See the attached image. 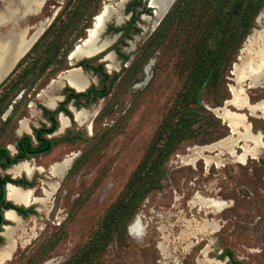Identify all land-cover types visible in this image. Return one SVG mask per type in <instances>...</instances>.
<instances>
[{
	"label": "rangeland",
	"instance_id": "rangeland-1",
	"mask_svg": "<svg viewBox=\"0 0 264 264\" xmlns=\"http://www.w3.org/2000/svg\"><path fill=\"white\" fill-rule=\"evenodd\" d=\"M135 1L0 0V76L7 78L0 84V148L10 153L26 134L18 132L19 122L26 120L29 132L42 126L41 107L69 94L58 76L75 67L67 53L85 38L94 16L104 4L115 10L111 16L119 13L118 22L110 18L93 40L109 41L108 54L81 67L90 87L107 94L71 101V116L62 114L69 127L58 128L49 152L0 170L19 178L29 174L12 173L15 166L38 169L34 215L5 226L15 228L16 240L5 264H264V69L251 68L264 59V3L245 35L230 37L237 15L227 24L220 35L225 54L196 104L194 67L220 39L208 40L216 9L203 13L204 0H182L157 19L167 0H140L127 12ZM132 18L127 33L112 31ZM48 24L54 27L46 44L13 69L16 46ZM100 65L105 80L95 71ZM234 65L238 73L232 75ZM249 72L259 76V86L246 77ZM230 98L224 115L209 110ZM71 108L83 112L78 121ZM73 156L62 176L50 172ZM135 219L144 233L134 237L129 226ZM1 237L0 249L6 245Z\"/></svg>",
	"mask_w": 264,
	"mask_h": 264
},
{
	"label": "trees",
	"instance_id": "trees-1",
	"mask_svg": "<svg viewBox=\"0 0 264 264\" xmlns=\"http://www.w3.org/2000/svg\"><path fill=\"white\" fill-rule=\"evenodd\" d=\"M182 0H175L171 8L168 10L166 16L171 12L172 8L176 6V4H179ZM204 6H202V11L203 13H207L209 9H212L213 7L216 9V14L213 17V22H212V30H211V36L208 38L210 41L211 39H215L220 37L218 40H213V47H208L207 51L204 52V57L201 58V60L196 64L195 68V75L197 78L194 79V83L191 86V99L194 103L199 104V94L201 92V87L203 84L207 82L211 74L214 72V70L217 68V62L220 60L225 54L223 50V44L221 42V36H224V32L226 31V26L232 19L234 15L238 16V22L239 24L236 26L235 31L233 34L230 35L232 37L237 33V36L240 37V35H245L253 26L254 20L256 15L259 13V9L261 8V5L264 3V0H204ZM140 0H136L135 2H132L129 4V6L126 8V11L128 12L130 10L131 6V12H134L136 7L140 6ZM241 5L246 6V9L244 10H239L241 8ZM188 3L184 4V6L181 9H184L185 7L187 8ZM144 10V9H143ZM239 10V12H238ZM165 16V17H166ZM164 17V18H165ZM136 18H132L131 21L129 22L128 26L126 27H115L112 29L114 32H119L121 30H126L127 31L131 28V26L134 24ZM54 24H51L49 28H47L44 33L40 36V38L36 41V43L32 46V48L28 51V53L22 57L18 62L22 61L24 58H26L28 55L31 53L35 52L38 47L42 44L45 43L46 37L48 34L51 32L53 29ZM241 30H244L242 33ZM62 31V28H59L58 30L56 29L55 32ZM222 33V34H221ZM46 44V43H45ZM48 45L50 42H47ZM47 45V46H48ZM68 51L67 54H69ZM35 56L38 58L40 57V53L35 54ZM128 59L127 56L124 57V62ZM47 61H50V58H46V61L43 62V69L47 65ZM18 63V64H19ZM89 61L88 60H82L76 64V67H82V68H87ZM17 64V65H18ZM95 71L100 73L103 76V80L107 79V74H105L103 67L100 65L97 68H95ZM117 78V75H114L111 78V83H113ZM7 79V78H6ZM5 79V80H6ZM4 80V81H5ZM3 81V83H4ZM69 92V94H64V100L60 102L55 110H50L47 108L41 107V111L44 117L48 118L51 122V127L46 128L42 127L41 129H36L33 128L32 132L35 135L36 141L40 143V145L34 146L32 145V141L28 135H24L17 144V149H18V154L14 156H10L9 152L3 148H0V167L2 168H7L9 166L18 164L21 161H24L26 159V152L27 153H41L45 151H49L54 144L53 140L47 139L44 135L52 132L53 130L56 129L57 127V121L55 119L56 115L59 113H63L66 116H71L70 112L67 110L66 106L71 102V100H75V102L79 98H83L86 101L91 99V100H96L99 97H103L107 94L106 90L103 91H98L94 89L93 87H90L86 93L83 94H78L75 93L72 89L65 87L63 89V92ZM227 100V99H226ZM225 100V101H226ZM8 120V118H7ZM226 137V136H225ZM25 148V149H24ZM8 181V183H12L16 186L18 183H27L25 180H16L10 178L9 175H5L4 177L0 176V183L3 184L4 182ZM3 191L1 190L0 187V199L2 197ZM0 200V204H1ZM4 207L8 209H16L19 212L22 213H27L30 210L24 209L23 207H18L13 205L10 202H6L4 204ZM0 221H3L0 217ZM3 242V239L0 237V244ZM223 255L227 256L230 260H232L231 253L228 251L223 252ZM233 261V260H232ZM233 264H241L240 262L233 261Z\"/></svg>",
	"mask_w": 264,
	"mask_h": 264
},
{
	"label": "bare ground",
	"instance_id": "bare-ground-1",
	"mask_svg": "<svg viewBox=\"0 0 264 264\" xmlns=\"http://www.w3.org/2000/svg\"><path fill=\"white\" fill-rule=\"evenodd\" d=\"M112 1V0H110ZM109 1V2H110ZM167 6H166V9L165 11L162 13V15H160L158 12H156V18L157 19H161L162 16L167 12V10L169 9V6L171 5V3L173 2V0H167ZM41 3V2H40ZM21 5V4H20ZM31 5V4H30ZM18 9V8H17ZM40 9V8H39ZM34 10V9H33ZM109 11V7L104 4L101 11L96 14L94 16V19L92 21V23L94 22V26H91L88 30H87V33L89 34V40H88V43H86V48H94V47H100L101 45H103L102 43H106V41H103V42H99V43H96L94 42V38L95 36H97L100 31L102 33V29L104 28L103 27V22L105 20V13ZM102 12V13H101ZM31 13V12H30ZM111 13V12H109ZM22 14V13H21ZM40 14V13H39ZM262 15L264 17V9H263V12H262ZM111 18L117 23L118 20H119V13L118 11L115 12V13H112V16ZM7 19V18H6ZM10 19V18H9ZM262 20V19H261ZM29 21V20H28ZM111 22V21H110ZM11 27V26H10ZM44 28V26L42 28H40L36 33H34V35L32 36L31 40L26 42L25 44H21L19 46H16L15 48V56L17 57H21V55L24 54V52L26 51V49L29 47V45L31 44V42L41 33L42 29ZM25 32V31H24ZM4 33V32H3ZM2 33V34H3ZM261 33V32H260ZM26 34V33H25ZM24 34V35H25ZM258 34V33H257ZM263 34V33H262ZM6 35V34H5ZM23 35V36H24ZM264 35V34H263ZM260 36V35H259ZM10 38V37H9ZM262 38V37H261ZM11 40V39H10ZM19 40V38H18ZM25 40V39H24ZM103 40V39H102ZM264 40V39H263ZM98 42V41H97ZM109 42V41H108ZM17 43V42H16ZM255 44V43H254ZM78 45V44H77ZM249 47V46H248ZM10 48V46H9ZM85 48V49H86ZM255 48V47H254ZM256 49V48H255ZM258 49V48H257ZM8 50V49H7ZM80 50V49H79ZM260 50V49H259ZM264 50V49H263ZM86 51V50H85ZM246 51V50H245ZM250 51V50H249ZM260 52V51H259ZM258 53V52H257ZM264 53V52H263ZM8 54V53H7ZM12 54V53H11ZM10 54V55H11ZM260 56V55H259ZM263 56V55H262ZM242 57V56H241ZM240 57V58H241ZM107 58V57H105ZM113 59V58H112ZM252 60V59H251ZM4 61V58L1 59V65H0V72L3 71L5 69V65L3 63ZM243 61V60H242ZM18 62L17 59L15 60L14 64H13V67L15 65V63ZM107 62V61H106ZM113 62V61H112ZM246 62V60H245ZM114 64V63H113ZM239 66V65H238ZM234 74H236L237 72V65H234ZM7 68V67H6ZM108 68H110L108 66ZM112 68V67H111ZM251 68L252 69H255V70H260L262 72V70L264 69V59L261 57L258 58V61L257 63L251 65ZM148 70V68H147ZM147 70L145 71V75H147ZM251 70V69H250ZM5 71V70H4ZM3 71V72H4ZM238 73V72H237ZM3 75V74H2ZM146 77V76H145ZM246 77L248 79H250L255 86H259V76H257L255 73L253 72H249ZM60 80V79H59ZM67 80H68V84L71 86L72 89H79L80 87H84V86H87L88 85V80L83 78L79 73H74L72 74V76H69L67 77ZM242 80V79H241ZM251 82V83H252ZM52 83H54L52 81ZM91 83V82H90ZM233 88V87H232ZM231 92L233 94V96L235 97L236 94L234 92L233 89H231ZM42 93V92H41ZM245 95V94H244ZM40 97V96H39ZM233 97V98H234ZM45 102H46V98L44 99ZM49 100V99H48ZM55 100H61V98H55V99H50L47 103H45V105L49 108H53L54 107V102ZM242 102H243V99H242ZM242 104V103H241ZM246 105V103H245ZM72 111L74 113V118L76 121L79 120V118L83 115V112H76L73 108H72ZM262 112V111H261ZM32 113V112H31ZM85 114V112H84ZM62 115V114H61ZM87 115V114H86ZM236 115V114H235ZM64 116V115H63ZM63 116H60V124H61V128H64L65 126L68 125V121L63 117ZM228 117V116H227ZM241 117V116H240ZM225 123V122H224ZM230 125V124H228ZM247 125V124H246ZM247 127V126H246ZM24 131H27L29 132V129H28V125H27V122L26 120H21L19 122V129H18V132H24ZM235 133V132H234ZM253 135V134H252ZM248 138V137H247ZM259 138V137H258ZM224 142V141H223ZM261 143V142H260ZM228 144V143H227ZM258 146V145H257ZM219 148V146H218ZM258 148V147H257ZM261 149V148H260ZM245 150V149H244ZM231 151V150H230ZM249 152V151H248ZM261 152V151H260ZM248 154V153H247ZM258 154V153H257ZM233 155V154H232ZM231 155V156H232ZM244 157V156H243ZM71 159V157H66L64 159V161L60 164H55L53 165L51 168H50V172L55 175V176H62L63 174V171H64V168L65 166L68 164L69 160ZM206 163V162H205ZM12 173H18L19 171H25L27 173H30V169L28 167H26V165H18V166H15L12 170ZM8 187V186H7ZM55 186H51V188H53ZM57 188V187H56ZM51 190V189H50ZM54 190V189H52ZM46 192V191H45ZM52 194V193H51ZM7 197L10 201L14 202V203H17V204H22V205H27L30 203V195L28 192H24V190H22L21 188H17L14 186L13 187H8L7 189ZM44 201V200H43ZM217 205V204H216ZM220 205V204H219ZM217 210V209H216ZM7 219H9L10 221L14 222L15 225H20V220L18 218H16L13 214V212H6L5 213ZM144 228L142 225L138 224L137 223V220L135 219L131 225L129 226V233L132 235V236H138L140 235L142 232H143ZM14 233H15V229L13 228H6L4 233H3V236L4 238H6V245L0 249V264H5V262H7L8 260L11 259V256L12 254H14L15 252V241L14 240ZM144 233V232H143ZM2 234V233H1ZM21 236V235H20ZM19 236V237H20ZM22 237V236H21ZM20 237V238H21ZM18 239V238H17ZM19 241V240H18ZM28 242V241H27ZM21 243V242H20ZM18 244V243H17ZM46 264H51V262H48Z\"/></svg>",
	"mask_w": 264,
	"mask_h": 264
},
{
	"label": "water",
	"instance_id": "water-1",
	"mask_svg": "<svg viewBox=\"0 0 264 264\" xmlns=\"http://www.w3.org/2000/svg\"><path fill=\"white\" fill-rule=\"evenodd\" d=\"M106 1H110V0H106ZM174 1L175 0H173V2H172V4H171V6L173 5V3H174ZM171 6L169 7V9L171 8ZM168 9V10H169ZM168 10H167V12H168ZM263 10V9H262ZM111 11H115V10H111L110 8H109V11H107L106 13H105V20H104V22H103V27H105V24L107 23V22H109L110 21V18H111V13H109V12H111ZM167 12L165 13V14H167ZM102 13V12H101ZM164 14V15H165ZM260 14V13H259ZM163 15V16H164ZM259 16V15H258ZM258 16H257V18H258ZM94 19V18H93ZM49 26V24L46 26V27H44L43 29H42V31H41V33L31 42V44L29 45V47L26 49V51L24 52V54L23 55H21V57H16V59H17V61H19L20 59H22V57H24L27 53H28V51L32 48V46L36 43V41L40 38V36L44 33V31L47 29V27ZM92 26H94V22L92 23ZM100 35V34H99ZM98 35V36H99ZM251 36H248L247 37V39H246V41H245V43L246 42H248V39L250 38ZM88 40H89V34L87 33V31H86V36H85V38H83V39H81V40H79V44L78 45H75L74 46V48H73V50L68 54V56H67V59H68V61H69V65L70 66H74L75 65V67H72L71 69H68V70H66V71H64L63 73H61L59 76H58V79H62L61 81L63 82V84H65V85H67L70 89H72L71 88V86L68 84V80H67V77H69V76H72V74H74V73H79L80 75H83V76H85L84 75V72H83V70H82V68L81 67H76V64L78 63V62H80V61H82V60H88V61H90V60H93V59H96L98 56H101L102 55V57H101V60H103L104 59V56H106L108 53H106V51L109 49V42L107 41L106 43H102L103 45H101L100 47H94V48H86V43H88ZM99 39H98V37H97V41H98ZM245 45V44H244ZM86 48V49H85ZM243 48V47H242ZM80 49V50H79ZM86 50V51H85ZM100 60V59H99ZM17 63L18 62H16L15 63V65H14V67H13V69L15 68V66L17 65ZM12 72V71H11ZM231 74L233 75L234 74V70H233V68H232V70H231ZM8 76V75H7ZM4 78H6L5 77V75H1L0 76V84L4 81ZM147 80V79H146ZM53 82H56V80H53ZM49 86V85H48ZM90 88V83H88V85L87 86H84V87H80L79 89H72L75 93H78V94H83V93H86L87 92V90ZM43 92V91H42ZM232 95V94H231ZM232 99L233 98H230V99H228V100H226L225 102H224V105L223 106H221V107H217V108H214V109H209L210 111H213V110H220L221 112L218 114V115H224L223 113H224V111H226L227 109H226V107H227V105H231V102H232ZM256 104H258V103H256ZM256 104H253V105H251V106H255ZM57 106H58V103H55V106L53 107V108H48V109H50V110H55L56 108H57ZM11 109V108H10ZM61 114H63V113H59L58 114V119H59V116L61 115ZM65 116V115H64ZM66 117V116H65ZM67 118V117H66ZM246 119V118H245ZM228 124V123H227ZM249 124V123H248ZM230 132H232L231 130H230ZM29 135L31 136L32 135V132H31V130H30V133H29ZM219 142V141H218ZM215 144V143H214ZM13 148V151H15V147L13 146L12 147ZM8 149V148H7ZM73 158H74V156L71 158V162H72V160H73ZM70 165H71V163H70ZM70 165H69V167H70ZM69 167H68V169H69ZM13 178V177H12ZM14 179V178H13ZM8 185H11V186H14V187H17V188H21V187H19V186H16V185H14V184H12V183H7L6 185H5V188H4V196L6 197V200L7 201H9L8 199H7V186ZM22 189V188H21ZM22 190H24V189H22ZM13 205H15L14 203H13ZM16 206V205H15ZM13 212L14 213V215H16V212H15V210H13V209H8V210H5V213L6 212ZM2 228L3 229H5L6 227H5V225H3L2 226Z\"/></svg>",
	"mask_w": 264,
	"mask_h": 264
},
{
	"label": "flooded vegetation",
	"instance_id": "flooded-vegetation-1",
	"mask_svg": "<svg viewBox=\"0 0 264 264\" xmlns=\"http://www.w3.org/2000/svg\"><path fill=\"white\" fill-rule=\"evenodd\" d=\"M61 98L62 99V97L61 96H57L56 98ZM63 100H64V97H63ZM62 100V101H63ZM55 101H60V100H55ZM71 101H74L75 102V100L73 99V100H71ZM54 106H55V102H54ZM45 107L48 109L49 107H47L46 105H45ZM67 108V107H66ZM12 109V108H11ZM13 110V109H12ZM71 111H72V108H71ZM73 112V111H72ZM74 114V113H73ZM60 116H63V115H60ZM60 116H59V119H58V114L56 115V117H55V119H56V121L57 120H59V123H60ZM42 117L44 118V121H43V125L42 126H40V127H37L36 129H41L43 126L44 127H46V128H49V127H51V122H50V120L48 119V118H46V117H44L43 116V114H42ZM67 121H68V119L65 117V116H63ZM76 121V120H75ZM69 127V121H68V125L67 126H65L64 128H61V124L59 125V127H58V125H57V127H56V129L55 130H53L52 132H49V133H47V134H45L44 136L47 138V139H49V140H51V138H52V136L54 135V134H56V132H57V130H58V128H59V131L60 132H62L63 130H65L66 128H68ZM29 129V128H28ZM33 129V128H32ZM32 129H31V132H32ZM24 132H26V134H23V135H21L20 137H17L16 138V140H15V143H14V147H15V151H13V153H10L9 151V148L7 149V148H3V149H5V150H7L8 152H9V154H10V156H14V155H16V154H18V149H17V144H18V141L24 136V135H28L29 137H30V139H31V141H32V145H34V146H37V145H40V143H38L37 141H36V138H35V135L33 134V132H32V135L30 136L29 135V133L30 132H27V131H24ZM53 146V145H52ZM25 149V148H24ZM51 150V149H50ZM49 150V151H50ZM49 151H45V152H41V153H27L26 152V154H25V156H26V159L25 160H27V159H31V158H34L35 156H40V155H42V154H45V153H47V152H49ZM22 162V161H21ZM23 165H26V164H23ZM13 166V165H12ZM11 166H9V167H7V168H2V167H0V170H6V169H8V168H10ZM26 167H28L27 165H26ZM37 171H38V169H35V170H33V171H30V173H28L29 175H27L26 177H19V178H14L13 176H10L9 174H4V175H1L0 174V176L1 177H4L5 175H9L10 176V178H14V179H18V180H25L27 183H18L17 185H19V187H21V188H23L24 189V192H28L29 193V195H30V203L29 204H27V205H25L26 206V208L25 207H23L24 209H27V210H30V211H28L27 213H22V212H19L18 210H16V209H13V210H15V212H16V215H14L16 218H18L19 220H21V221H23L25 218H27V217H29V216H32V215H34V205H35V203H36V201L38 200V199H36L34 196H33V193H32V190H33V188L35 187V184H36V173H37ZM12 178V179H13ZM8 183V181H6V182H4L3 184H1L0 183V187H1V190L3 191V194H2V197H1V204H0V217H1V219L3 220V221H0V237H1V235L3 236V233H4V231H5V229H4V231H3V233L1 234V229H3L2 228V226L3 225H7L8 224V222H12V221H10L9 219H7V217L5 216L6 214H5V210H7L5 207H4V204L6 203V202H10V203H14V202H12V201H10L9 199H8V197H7V199L9 200V201H7L6 200V197L4 196V188H5V185ZM8 187H13V186H11V185H8ZM8 187H7V189H8ZM15 188V187H14ZM16 206H18V207H21V205L22 204H17V203H14ZM12 223H14V222H12ZM15 224V223H14ZM17 226V225H16ZM8 228V227H7ZM13 229H15V228H13ZM14 235H15V233H14ZM4 237V236H3ZM2 238V237H1ZM3 239V238H2ZM6 239V238H5ZM15 251H16V245H15ZM15 253V252H14ZM12 256H13V254H12ZM12 256H11V258H12Z\"/></svg>",
	"mask_w": 264,
	"mask_h": 264
},
{
	"label": "crops",
	"instance_id": "crops-1",
	"mask_svg": "<svg viewBox=\"0 0 264 264\" xmlns=\"http://www.w3.org/2000/svg\"><path fill=\"white\" fill-rule=\"evenodd\" d=\"M62 99H63V97H62ZM59 102V101H58Z\"/></svg>",
	"mask_w": 264,
	"mask_h": 264
}]
</instances>
